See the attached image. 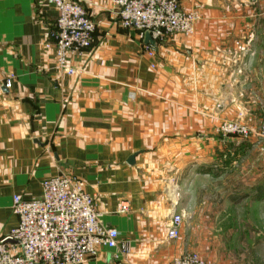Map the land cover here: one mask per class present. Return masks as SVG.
I'll return each instance as SVG.
<instances>
[{
	"label": "crops",
	"instance_id": "obj_1",
	"mask_svg": "<svg viewBox=\"0 0 264 264\" xmlns=\"http://www.w3.org/2000/svg\"><path fill=\"white\" fill-rule=\"evenodd\" d=\"M82 2L94 41L67 73L51 36L55 7L0 0V78L12 80L0 87V237L18 225L15 195L37 198L45 179L73 175L131 249L118 261V249H103L99 263L203 256L202 224L215 227L210 217L234 207V197L247 207L248 168L212 131L217 116L240 109L264 68V0H180L200 15L194 35L155 46L122 25L111 0ZM208 182L211 192L200 187ZM121 203L129 212H117ZM172 213L183 216L175 240L167 238Z\"/></svg>",
	"mask_w": 264,
	"mask_h": 264
},
{
	"label": "built area",
	"instance_id": "obj_2",
	"mask_svg": "<svg viewBox=\"0 0 264 264\" xmlns=\"http://www.w3.org/2000/svg\"><path fill=\"white\" fill-rule=\"evenodd\" d=\"M47 1L58 12L55 30L51 32L56 42L57 66L73 73L75 70L69 66V60L83 56L92 46L95 22L82 0ZM111 1L125 28L149 33L155 41L173 35L193 36L200 20L196 10H183L180 0ZM3 86L12 87L11 78H0V87ZM217 131L247 135L244 125L228 121ZM12 207L18 225L0 237V264H101L97 258L103 249H118L112 254L114 261L131 251L129 244L121 240L118 229L104 223L96 197L73 175L45 179L41 196L25 199L15 195ZM117 212L125 214L129 206L121 203ZM182 225L183 216L172 213L167 238L178 239ZM167 264L207 263L199 253L186 251Z\"/></svg>",
	"mask_w": 264,
	"mask_h": 264
},
{
	"label": "rangeland",
	"instance_id": "obj_3",
	"mask_svg": "<svg viewBox=\"0 0 264 264\" xmlns=\"http://www.w3.org/2000/svg\"><path fill=\"white\" fill-rule=\"evenodd\" d=\"M256 5L251 6V10H258L259 6ZM257 72L258 80L254 79L255 82L248 84L252 94L246 93L239 99L242 102V105L238 103L240 109L232 108L227 115L217 116L212 131L215 137L224 142L221 149H225L229 156L241 158L247 166L249 195L246 196V208L244 196L242 201L240 197H234V200H238L233 204L234 207L221 215L210 217L216 222L215 227L207 229L202 224L199 230L205 235L200 236L199 240L206 242L202 244L206 252L203 256L198 252L207 264H264V68ZM226 121L244 125L247 135L217 131ZM200 187L203 191L206 187L211 192L215 184L201 183ZM236 205H242V208Z\"/></svg>",
	"mask_w": 264,
	"mask_h": 264
},
{
	"label": "water",
	"instance_id": "obj_4",
	"mask_svg": "<svg viewBox=\"0 0 264 264\" xmlns=\"http://www.w3.org/2000/svg\"><path fill=\"white\" fill-rule=\"evenodd\" d=\"M144 40H145V43H146V44H151V45H153V46L156 45V41H155L154 39H152V37H151V35H150L149 33H145V38H144ZM134 157H135V156H132V157H131V159H130L131 162H133Z\"/></svg>",
	"mask_w": 264,
	"mask_h": 264
}]
</instances>
